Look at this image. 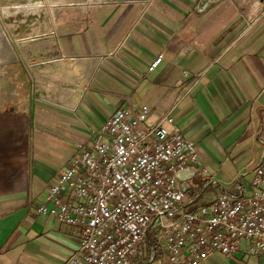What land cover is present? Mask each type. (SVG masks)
<instances>
[{"label": "crops", "instance_id": "obj_1", "mask_svg": "<svg viewBox=\"0 0 264 264\" xmlns=\"http://www.w3.org/2000/svg\"><path fill=\"white\" fill-rule=\"evenodd\" d=\"M28 1L0 0V264H64L76 251L72 228L37 206L124 97L194 142L196 203L236 183L249 192L264 155V0H43L39 14Z\"/></svg>", "mask_w": 264, "mask_h": 264}, {"label": "built area", "instance_id": "obj_2", "mask_svg": "<svg viewBox=\"0 0 264 264\" xmlns=\"http://www.w3.org/2000/svg\"><path fill=\"white\" fill-rule=\"evenodd\" d=\"M124 99L89 140L74 144L37 206L72 228L78 246L64 264H200L214 252L264 254V155L249 192L236 183L196 203L178 179L200 168L194 142L171 116L149 123L147 106Z\"/></svg>", "mask_w": 264, "mask_h": 264}, {"label": "water", "instance_id": "obj_3", "mask_svg": "<svg viewBox=\"0 0 264 264\" xmlns=\"http://www.w3.org/2000/svg\"><path fill=\"white\" fill-rule=\"evenodd\" d=\"M194 177L199 179L197 171L193 169H184L178 173V179L182 182L183 187L187 191L191 188L192 185L190 180L193 179Z\"/></svg>", "mask_w": 264, "mask_h": 264}, {"label": "rangeland", "instance_id": "obj_4", "mask_svg": "<svg viewBox=\"0 0 264 264\" xmlns=\"http://www.w3.org/2000/svg\"><path fill=\"white\" fill-rule=\"evenodd\" d=\"M39 1L42 2V4H41L39 7H34V8L31 9V10H32L34 13H36V14L43 13V12H44V9H45L44 1H43V0H39ZM60 1H62V0H60ZM60 1L58 0V2H60ZM40 2H37L38 5L40 4ZM52 2L55 3L56 0H52ZM58 2H57V3H58ZM20 10L23 11L24 9H23V8H20ZM26 10H27V9H26ZM51 10H52V9H51ZM29 11H30V10H29ZM47 11H48V9H47ZM48 12H49V11H48ZM41 15H42V14H41ZM198 180H199V179L196 178V177H194L193 179H191V180H190L191 185H194V184H196L197 182L199 183ZM187 192H188V193H194V189H193V187H191Z\"/></svg>", "mask_w": 264, "mask_h": 264}, {"label": "bare ground", "instance_id": "obj_5", "mask_svg": "<svg viewBox=\"0 0 264 264\" xmlns=\"http://www.w3.org/2000/svg\"><path fill=\"white\" fill-rule=\"evenodd\" d=\"M35 5L37 6L38 5V3H35ZM29 10V9H28Z\"/></svg>", "mask_w": 264, "mask_h": 264}]
</instances>
